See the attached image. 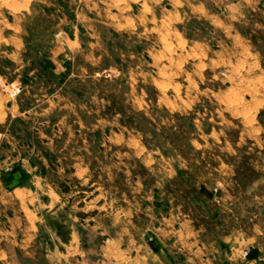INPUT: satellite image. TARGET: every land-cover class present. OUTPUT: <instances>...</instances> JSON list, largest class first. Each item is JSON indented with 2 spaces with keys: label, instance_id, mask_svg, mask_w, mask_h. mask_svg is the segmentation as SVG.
Returning <instances> with one entry per match:
<instances>
[{
  "label": "rangeland",
  "instance_id": "374dc122",
  "mask_svg": "<svg viewBox=\"0 0 264 264\" xmlns=\"http://www.w3.org/2000/svg\"><path fill=\"white\" fill-rule=\"evenodd\" d=\"M0 264H264V0H0Z\"/></svg>",
  "mask_w": 264,
  "mask_h": 264
},
{
  "label": "crops",
  "instance_id": "0c3cea01",
  "mask_svg": "<svg viewBox=\"0 0 264 264\" xmlns=\"http://www.w3.org/2000/svg\"><path fill=\"white\" fill-rule=\"evenodd\" d=\"M239 236H240V235L238 234L236 241H235V239H234V238H233V239H231V240H232L233 242H239V240H238V239H239ZM241 238L243 239L244 237H241ZM229 240H230V239H229Z\"/></svg>",
  "mask_w": 264,
  "mask_h": 264
}]
</instances>
